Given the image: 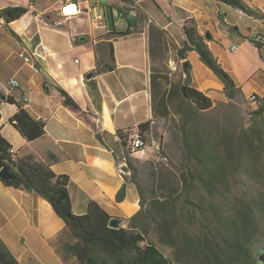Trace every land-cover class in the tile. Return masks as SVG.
Masks as SVG:
<instances>
[{
	"label": "crops",
	"instance_id": "obj_1",
	"mask_svg": "<svg viewBox=\"0 0 264 264\" xmlns=\"http://www.w3.org/2000/svg\"><path fill=\"white\" fill-rule=\"evenodd\" d=\"M66 1L77 2L81 14L69 20L61 19L58 9ZM131 1L134 9L124 12L134 22L130 25L131 33L107 37L113 33L109 22L107 29L96 30L90 20L96 14L106 16V6L117 0L105 3L102 0H0V10L26 9L25 14L14 21L6 22L4 15L0 18V92L24 103L32 118L45 122L44 136L28 142L9 123L16 105L1 102L2 136L19 158L32 155L37 161L48 163L49 153L56 157L49 165L55 174L69 177L67 189L75 215L85 214L89 202L93 201L111 218L123 219L122 227L126 226V219L140 210V200L135 185L129 182V170L122 171L126 163L121 157L123 148L118 145L116 133L133 130L152 120L146 132L148 148L154 142H161L154 136L161 129L152 116L150 27L164 33L165 42L174 49L170 52L175 53L186 42L184 29L191 22L198 35L209 32L212 40L205 41L209 50L247 98L259 96L251 88L252 78L259 72L264 76V48L257 49L250 43L254 33L264 32V19L250 18L217 0H155L157 12L144 7L149 0ZM242 1L249 8L264 13V0ZM229 9L239 18L247 17L253 26L241 42L230 32L218 29L223 23L221 12L229 22V25L223 23L225 30L234 25L227 18ZM112 15L117 29L114 32L128 26L124 16L116 11ZM233 31H238V27ZM110 45L113 61L107 63L112 69L95 74V50L106 60ZM221 45H227L228 49ZM234 46L238 47V53L232 52ZM195 53L188 51L185 55L191 85L212 101L218 100L223 96L222 85L204 68ZM21 55L28 57L30 63H25ZM31 66L38 71L34 72ZM11 79L16 80L17 88L9 86ZM55 83L73 98L79 110L63 105L59 94L51 88ZM163 86L166 88L165 82ZM3 105L10 108L5 120H2ZM3 121L11 129L9 136L3 132ZM97 134L109 136L110 145L100 142ZM148 150L132 155L131 159L145 162L143 158L147 157ZM123 185L125 198L117 202V192ZM62 234H68V230L47 201L36 193L6 187L0 179V239L19 264H64L51 245Z\"/></svg>",
	"mask_w": 264,
	"mask_h": 264
},
{
	"label": "trees",
	"instance_id": "obj_2",
	"mask_svg": "<svg viewBox=\"0 0 264 264\" xmlns=\"http://www.w3.org/2000/svg\"><path fill=\"white\" fill-rule=\"evenodd\" d=\"M235 8L246 16L263 20L259 13L242 0H217ZM131 0H117L106 6V16L113 33L107 37H122L131 33L133 20L124 12L132 10ZM134 9V8H133ZM124 16L125 29L117 30L112 12ZM22 7L0 10V18L8 16L11 22L25 14ZM189 28V29H188ZM14 37H17L12 32ZM186 42L177 50L179 60H185L186 52L194 51L199 61L207 67L222 85V93L234 100L240 90L233 78L222 68L209 50L202 36L197 34L193 22L184 29ZM251 39V38H250ZM251 42V41H250ZM164 33L151 26L149 30V55L157 58L165 44ZM96 53L95 74L112 69L110 45L106 60ZM190 66L182 81L164 88L161 73L151 75L152 116L166 118L170 106L176 101L180 115V133L184 150V165L178 174H160L147 197L137 179V168L125 151L124 159L130 172L129 182L135 185L140 210L126 219V226L117 229L108 226L111 217L97 203L91 201L83 215L72 212L67 189L69 177L57 175L50 163L57 159L49 153L48 163L40 162L32 155L22 158L11 154L12 146L1 134L0 170L6 168L12 178L2 181L6 187L36 193L47 201L55 215L63 221L68 234H62L52 242L55 253L64 264H258V249L262 239L264 219V93L252 95L256 107L250 112L252 124L238 132H228L206 121L205 115L213 102L191 85ZM45 90H48L45 84ZM63 105L79 110L73 98L58 84H52ZM16 105V112L9 118L10 125L26 141L32 142L45 134V122L32 118L24 103L0 92V103ZM152 121V120H151ZM151 121L138 125L145 135ZM103 144L111 143L107 135H96ZM120 148L126 138L117 131ZM114 147V146H113ZM244 175L250 185L240 184ZM236 191V192H235ZM125 198V186L117 192L116 201ZM154 231L158 243L171 250L169 260L148 239ZM0 264H19L0 239Z\"/></svg>",
	"mask_w": 264,
	"mask_h": 264
},
{
	"label": "rangeland",
	"instance_id": "obj_3",
	"mask_svg": "<svg viewBox=\"0 0 264 264\" xmlns=\"http://www.w3.org/2000/svg\"><path fill=\"white\" fill-rule=\"evenodd\" d=\"M102 2L105 3L106 0H102ZM144 7L151 12L158 11L155 0L147 1ZM238 16L239 15L236 12L229 9L227 12V18L231 22V24L234 25L228 27L227 30H225L226 25H224L220 21V23L222 24L218 29L222 30V32L224 31L230 32L231 34L234 35V37H238V39H240L238 41L241 42L242 39L245 38V36H248V34H250L251 32L250 30H252L253 26L250 23V21L247 19V17L239 18ZM177 26L178 25L176 24L175 27ZM234 27H238V31H233ZM178 31L180 32L179 29ZM221 46L223 47V49H228L227 45H221ZM171 48L172 46L170 43H165L160 54L157 55V58L153 60V72L161 73L162 77H164L166 88H168L170 85L180 83L184 77L182 73L181 63L177 56V50L176 53L173 51L170 52ZM236 48H237L236 53H238V47ZM172 50L174 49L172 48ZM254 55H257L256 52H254ZM204 68L208 72H210L211 75L214 76V74L207 67L204 66ZM200 74L203 75L202 73ZM251 82H252L251 88L255 90V92H257L259 96H262L263 95L262 90L264 89V76H262L261 73L259 72L258 74H256V76L252 78ZM212 102H213L212 109L206 113L205 119L206 121L212 123L213 125L216 124L220 128L226 129L228 132L236 133L242 127H247L252 124L253 120L250 116V112L256 107V105L250 103L249 99L243 96L241 93L234 100H228L223 95L218 100H214ZM176 104L177 101L173 106H170L169 114L166 118L155 119L157 123L156 125L159 126L161 130L157 132L154 136L157 141H161L163 144L166 162L155 163L153 161L154 153L152 152L151 148H148L149 150L146 153L147 157L143 158L146 159L145 162H139L135 160L133 161L131 159L132 156H130L132 164L137 168L138 182L140 183L147 197L150 196V191L152 187L155 185V180L157 179L156 177H158L160 174H166V175L169 173L178 174L184 165V150L182 148L181 133L179 129L180 115L177 111L178 107L176 106ZM1 112H2V120H5L6 116L10 112L9 106L3 105L1 107ZM3 124L5 125L3 132L6 136H9L11 134V129L8 127V124L6 122L3 121ZM237 182L243 185L246 184L250 185V182L247 181L244 175H241V177L238 178ZM262 223H263V231H262L263 236L261 239L260 248L258 249L259 255L261 254V259L258 264H264V219L262 220ZM148 239L157 246V248L164 254L165 257H167L169 260L172 261L171 250L166 246L158 243L154 231H150Z\"/></svg>",
	"mask_w": 264,
	"mask_h": 264
},
{
	"label": "built area",
	"instance_id": "obj_4",
	"mask_svg": "<svg viewBox=\"0 0 264 264\" xmlns=\"http://www.w3.org/2000/svg\"><path fill=\"white\" fill-rule=\"evenodd\" d=\"M81 14L80 6L77 2L74 1H66L64 2L58 9V16L63 20H69L74 17H77ZM220 16L222 17V22L226 25H229V22L224 17V12L220 13ZM122 21L120 20V23ZM90 25L93 29L101 30V29H107L108 21L106 16L103 13L94 15L90 20ZM262 36H264V32H256L253 34V36L250 39V43L256 47L257 49H263L262 45ZM232 52H236L237 48L232 47ZM21 58L25 63H30V59L24 55H21ZM32 70L34 72H37L38 69L35 66H31ZM9 86L11 88H17L18 83L16 80L11 79L9 80ZM249 101H253L254 98L250 96ZM126 138L124 140V146L123 151L128 153L129 155H135V154H144L146 149H148V142L146 139V135L136 127L133 130L129 131H123ZM151 150L154 153L153 161L155 163H164L166 162V157L164 154V148L163 144L161 142H154L151 144ZM10 153L13 155L15 154V151L13 149L10 150Z\"/></svg>",
	"mask_w": 264,
	"mask_h": 264
},
{
	"label": "water",
	"instance_id": "obj_5",
	"mask_svg": "<svg viewBox=\"0 0 264 264\" xmlns=\"http://www.w3.org/2000/svg\"><path fill=\"white\" fill-rule=\"evenodd\" d=\"M165 1H170V0H165ZM3 19H4L5 21H7V20H8V16H7V15H4V16H3ZM203 39H204L206 42H209V41H211L212 37H211V35H210L209 32H206V33H204V35H203ZM181 68H182V73H183V75H185V74L187 73V71H188V68H189V62H188L187 60L182 61V63H181ZM122 171H124V172H128V168H127L126 165H124V166L122 167ZM11 178H12V176H11V174L7 171L6 168H3V169L0 170V179H1L2 181H8V180H10ZM123 224H124V220H123V219L111 218V219L109 220L108 226H109L110 228L117 229V228H119V227H120L121 225H123Z\"/></svg>",
	"mask_w": 264,
	"mask_h": 264
},
{
	"label": "bare ground",
	"instance_id": "obj_6",
	"mask_svg": "<svg viewBox=\"0 0 264 264\" xmlns=\"http://www.w3.org/2000/svg\"><path fill=\"white\" fill-rule=\"evenodd\" d=\"M262 45H263V48H264V36H262Z\"/></svg>",
	"mask_w": 264,
	"mask_h": 264
}]
</instances>
